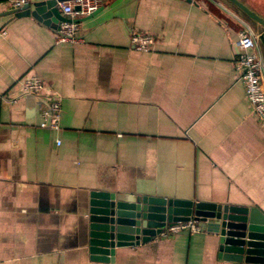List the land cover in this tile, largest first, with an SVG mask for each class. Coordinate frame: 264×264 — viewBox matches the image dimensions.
Segmentation results:
<instances>
[{
  "label": "crops",
  "instance_id": "0c3cea01",
  "mask_svg": "<svg viewBox=\"0 0 264 264\" xmlns=\"http://www.w3.org/2000/svg\"><path fill=\"white\" fill-rule=\"evenodd\" d=\"M101 7L75 17L77 42L60 43L56 21L14 17L0 1V264H238L218 257L205 225L90 258L91 190L264 213V123L234 64L241 15L221 0ZM132 33L151 34L153 49L135 51ZM27 76L42 95L22 91ZM48 92L58 129L40 125Z\"/></svg>",
  "mask_w": 264,
  "mask_h": 264
},
{
  "label": "water",
  "instance_id": "95a60500",
  "mask_svg": "<svg viewBox=\"0 0 264 264\" xmlns=\"http://www.w3.org/2000/svg\"><path fill=\"white\" fill-rule=\"evenodd\" d=\"M1 1V0H0ZM70 0H25L7 12L59 26L58 4ZM260 27L264 50V18L239 0H226ZM102 7L85 18L91 17ZM79 10V6H75ZM194 218L217 236L218 257L238 264H264V213L256 206L91 190L88 199V252L92 260L112 262L117 247L155 238L166 224Z\"/></svg>",
  "mask_w": 264,
  "mask_h": 264
},
{
  "label": "built area",
  "instance_id": "2783aa9c",
  "mask_svg": "<svg viewBox=\"0 0 264 264\" xmlns=\"http://www.w3.org/2000/svg\"><path fill=\"white\" fill-rule=\"evenodd\" d=\"M11 8L18 7L25 0H4ZM79 10H75V6ZM102 6V0H70L59 3L60 14L66 20L61 21L57 29V42H77L79 40V24L74 21L77 16H88ZM239 31L235 44V70L237 78L244 86L245 97L253 112L264 123V54L262 52L258 34L253 32L242 19L238 20ZM130 42L135 51L149 52L155 44L154 37L149 33H132ZM45 85L36 76H27L22 80V91L37 96L43 94ZM46 108L42 112L41 126L52 129L59 128L61 101L59 95L48 92L45 94ZM204 224L194 218L174 221L166 224L158 234L168 236L181 230L200 231Z\"/></svg>",
  "mask_w": 264,
  "mask_h": 264
},
{
  "label": "rangeland",
  "instance_id": "374dc122",
  "mask_svg": "<svg viewBox=\"0 0 264 264\" xmlns=\"http://www.w3.org/2000/svg\"><path fill=\"white\" fill-rule=\"evenodd\" d=\"M246 2L248 7L255 11L258 15H260L262 18H264V0H243ZM221 2L224 4L225 8L229 10L230 12L236 13V15H241V19L250 26V28L258 34L260 27L257 26L255 23H253L249 18H247L245 15H243L237 8H235L233 5H231L228 2L222 1ZM243 3V2H242ZM245 4V3H244Z\"/></svg>",
  "mask_w": 264,
  "mask_h": 264
},
{
  "label": "trees",
  "instance_id": "16d2710c",
  "mask_svg": "<svg viewBox=\"0 0 264 264\" xmlns=\"http://www.w3.org/2000/svg\"><path fill=\"white\" fill-rule=\"evenodd\" d=\"M228 21H229V23H233L234 21L232 20V19H230V18H228ZM233 21V22H232ZM235 23V22H234ZM240 27L238 26V29H239Z\"/></svg>",
  "mask_w": 264,
  "mask_h": 264
}]
</instances>
